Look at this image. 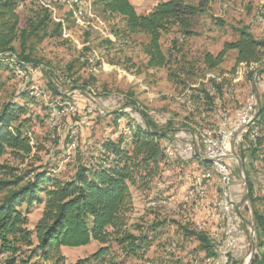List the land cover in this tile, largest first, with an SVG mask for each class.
I'll return each mask as SVG.
<instances>
[{"label":"rangeland","instance_id":"rangeland-1","mask_svg":"<svg viewBox=\"0 0 264 264\" xmlns=\"http://www.w3.org/2000/svg\"><path fill=\"white\" fill-rule=\"evenodd\" d=\"M165 1L168 0H130L142 15ZM188 1L198 8L197 21L190 26L191 35L186 36L178 24L161 33V49L171 59L162 68L147 67L148 57L143 48L151 37L128 33L122 17L105 13L100 0L21 1L18 10L21 26L29 19L44 16L47 21L28 41L26 53L30 54L32 63L15 64L12 69L0 67V113L10 102L25 106L26 113L13 124H22L34 149L28 156L8 150L0 157V181L19 178L17 184L0 191V203L8 189L19 188L35 172L48 171L65 179L74 174L80 158L81 163L104 158L103 144L121 134L128 138L130 125H135V120L141 117L134 107L128 106L131 100L138 103L139 111L146 112L158 128H177L175 141L192 130L195 135L192 141L199 149H202L203 127L219 128L217 125L242 108L252 93L257 92L259 103L264 101V63L235 67L236 50L229 51L223 63L214 69L207 68L203 62L206 53L216 55L226 41L238 39L241 28L247 27L257 39L264 41V0ZM16 49L20 51L18 43ZM15 58L6 60L14 62ZM183 64L195 67L194 78L185 84V73L174 75ZM16 66L22 67L26 74ZM54 82L57 94L51 88ZM188 84L192 86L188 88ZM190 89L195 90V95L209 91L215 97V106L211 109L206 103L202 113L195 107L190 110L186 103ZM196 99L193 98L195 105ZM118 111L126 115L116 120L114 113ZM242 142L235 143L232 154L244 157L245 164L240 166L236 160H230L237 183L242 186L239 198L244 217L242 245L233 253L232 264H251L264 256V244L260 246L257 239L254 219V212L264 215V144L254 158ZM179 156L165 162L162 176L155 179L150 192L132 189L135 201L131 229L134 234L149 236L142 254L125 255L112 243L108 256L104 257L107 263L102 264H206L199 239L188 233L205 232L210 239L213 235L209 222L193 213L192 198L186 199L187 203L182 201L187 205L186 215L176 210L180 206L178 195L187 193L191 179L201 175L204 166L199 158L183 160ZM215 179L219 188L218 178ZM247 180L253 185L252 197L244 202L247 191L250 194L245 185ZM207 194L210 199L208 185ZM152 199H162L165 203L151 207L147 204ZM206 202L207 198L195 202V208ZM42 208V204L27 202L19 206L29 220L30 230L40 219ZM214 211L222 215V209ZM173 244L174 250H168ZM101 246L92 241L86 246L62 247L65 259L58 264H101L91 258ZM33 247L23 245L16 264H44L34 255ZM0 264H7L5 255L0 254Z\"/></svg>","mask_w":264,"mask_h":264},{"label":"trees","instance_id":"trees-1","mask_svg":"<svg viewBox=\"0 0 264 264\" xmlns=\"http://www.w3.org/2000/svg\"><path fill=\"white\" fill-rule=\"evenodd\" d=\"M21 1L0 0V67L11 68L15 64L32 63L30 54L26 53L29 49L28 41L47 21L44 16L36 20L29 19L25 26H21L18 12ZM100 3L109 16L122 17L128 33H144L151 37L150 42L143 48L148 57V68L166 67L171 61L161 49L160 36L163 31L178 24L186 36L191 35L190 26L197 21L198 8L188 0L161 2L152 12L144 15L137 13L130 0H100ZM119 34L120 32H116V35ZM107 42L113 45L110 40ZM17 43L20 46L19 52L16 49ZM231 50L237 51L235 67L241 64L250 66L264 63V41L257 39L244 27L240 29L239 38L226 41L216 55L206 53L203 59L205 66L209 69L220 66ZM13 56L16 57L14 62L6 60ZM181 73L186 74L183 83L190 82L194 78L195 67L183 64L174 75ZM51 84L57 94L55 82ZM191 86L188 84V88ZM194 91L190 89L189 100L193 102V98L197 97V104L193 102V107L188 106L190 110L195 107V110H201L202 113L206 103L211 109L215 106V97L209 91L202 90L197 95ZM17 105L14 102L5 104L0 113V157L8 150L18 156H28L34 149L30 135L22 130V124H13L19 120L20 115L26 113L24 105ZM128 106L134 107L141 117L135 120V125H130L128 138L121 134L117 139H109L103 144L104 158H93L95 161L88 160L84 163H81L80 158L74 174L65 179L48 171L35 172L19 188L8 189L0 203V254L6 256L7 264H16V256L23 245L34 246V255L44 264L64 263L62 247L86 246L92 241L102 245L91 256L95 262L101 261V264L107 263L104 257L108 256L112 243H116L125 255L142 254L148 245L149 236L134 234L131 229L134 201L130 187L135 186L146 192L152 190L155 179L162 176L161 168L168 160L164 152L165 143L175 141L179 130L173 126L158 128L146 112L139 111L138 103L134 100ZM114 115L119 120L126 114L118 111ZM254 130H257L258 136L251 139ZM263 133L264 101L260 102L259 110L246 126L242 142V146L248 147L254 158L258 157L260 147L264 144ZM179 157L186 159L183 155ZM241 159L245 164V158ZM18 181L19 178L0 181V191L17 184ZM247 182L252 197L253 185L250 180ZM23 202L43 205L41 217L33 230L27 227L29 220L19 209ZM254 219L257 239L262 246L264 215L254 212ZM188 235L199 239L206 256L215 255L213 245L205 232H189ZM251 264H264V256L258 261L252 260Z\"/></svg>","mask_w":264,"mask_h":264},{"label":"built area","instance_id":"built-area-1","mask_svg":"<svg viewBox=\"0 0 264 264\" xmlns=\"http://www.w3.org/2000/svg\"><path fill=\"white\" fill-rule=\"evenodd\" d=\"M189 94L188 101H186L187 106L189 104ZM259 105L257 92L252 93L247 103L242 108L236 111L233 116L223 119L217 125L222 128V137H214L213 127H203L205 141H201L202 149H199L195 143V136L194 140L185 146L177 144L176 141L165 143L164 152L166 156H168V159L172 153H179L189 158L193 156L200 158V155H214L222 160V168L226 169V178H219L218 176L219 192L217 205L221 206L222 217L213 218L215 221L222 219L221 236L219 240H217V243H220L215 246V255L206 256V264H232V255L238 249L239 238L235 228V218L236 216H242L241 211L243 210V204H235L232 199L231 186L234 179V171L231 167L230 160L237 161L235 155L232 154V149L237 141L243 140L246 123L254 117L255 111L259 110ZM256 136H258V132L250 138L252 139ZM112 158L111 156V159ZM208 169L209 168L203 171L201 175L194 177L192 181L194 182V186H202L203 181H208ZM185 198H194V207L191 209H195V193H193V189L188 190V194ZM185 198L180 199V208ZM207 201H209L208 196ZM152 203L160 202L149 201L147 205ZM186 214L187 211H185V215ZM168 250H174V244L171 245Z\"/></svg>","mask_w":264,"mask_h":264},{"label":"crops","instance_id":"crops-1","mask_svg":"<svg viewBox=\"0 0 264 264\" xmlns=\"http://www.w3.org/2000/svg\"><path fill=\"white\" fill-rule=\"evenodd\" d=\"M211 94H213V92H211ZM193 136H195V135L193 134ZM182 137L183 138L178 140V141H176V143L181 145V146H185V145L189 144L192 141V131H190V133H188V134L183 135ZM178 154L179 153H174L172 156H169V159H168V156H167V159L171 160ZM186 159H188L187 156H186ZM186 159H183V160H186ZM199 159L202 161L203 166H204L203 171H205V169L208 168L210 166V164H208V162L203 158L202 155H200ZM192 181L193 180L191 179V182H190V184H189V186L187 188V191H186L187 193L184 194V195L180 194V195H178L177 198H179V199L185 198V196L188 194V190L189 189H193L194 182H192ZM131 187H130L131 194H132V197H133V201H135V196H134V193H133L132 189H136L137 191H141V190L138 189L135 186H131ZM208 191L210 193L209 201H207L202 207L193 209V213H195L197 218H200V220H206V221L209 222L208 226L211 227L210 228V232L213 235V236H211L210 239L211 240L213 239L212 240V244H214V243L217 242V240L221 236V226H222V219H219V221L213 220V218H216L215 216H217L219 218L222 217V215H219L218 213H216L214 211V210H217V209H221V206H218V208L216 207V204L218 202L217 200H218V192H219L218 191V184H217V180L216 179L215 180H211V182L208 184ZM241 192H242V186L237 183V178H236V175L234 174V179H233L232 186H231V194H232V199L235 202V204H241V200L239 198ZM145 193H146V191H145ZM177 198H176V201H178ZM186 199H188V198H185L184 200L187 201ZM189 206H191V205L189 204ZM191 208H192V206H191ZM235 219H236L235 220V228H236V231H237V234H238V238H239V245L241 246L242 245L241 241H242V238H243L242 226H243L244 217L243 216H236ZM215 237L217 238V240H214V239H216ZM240 246H238V248ZM176 250H177V248H176ZM213 250L215 252V247L214 246H213Z\"/></svg>","mask_w":264,"mask_h":264},{"label":"bare ground","instance_id":"bare-ground-1","mask_svg":"<svg viewBox=\"0 0 264 264\" xmlns=\"http://www.w3.org/2000/svg\"><path fill=\"white\" fill-rule=\"evenodd\" d=\"M74 1L79 2V0H74ZM16 67L18 68V70H20V72L23 75L26 74L27 71L23 70L22 67H20V66H16ZM191 105L193 107V102H192V100H189L188 106L190 107ZM255 113H256V111H255ZM251 120L252 119H250L249 121H251ZM249 121H247V123ZM247 123H246V125H247ZM253 133L256 134L257 130H254ZM203 136H204V138L202 137L203 141H205V133L203 134ZM214 137H222V128H221V126L219 128H217V129H214ZM173 154L174 153H172V155ZM203 157L208 161V164H210V166L208 167L209 168L208 169V181H203V185L202 186H194L193 187V193H195V202H197V203H199V202H201V201H203V200H205L207 198V195H208L207 194L208 182H211V180H213L215 177L218 178V176H219V178H226V169L222 168V160L221 159H219L217 156H214V155H203ZM219 178H218V181H219ZM192 199L194 200V198H192ZM151 201L160 202V203H152V204H150L151 207H158V206H161L162 203L163 204L165 203V201L162 200V199H152ZM186 203H187V201H186ZM217 206H220V205H217ZM176 210L181 212V213H184L186 210L188 211L187 205L184 204V202H183L181 208H180V206H178ZM175 249H176V247H175Z\"/></svg>","mask_w":264,"mask_h":264},{"label":"water","instance_id":"water-1","mask_svg":"<svg viewBox=\"0 0 264 264\" xmlns=\"http://www.w3.org/2000/svg\"><path fill=\"white\" fill-rule=\"evenodd\" d=\"M235 158H236L237 161L240 163V166H242L243 163H242L241 158H240L239 156H237V155L235 156ZM245 185H246V188L249 189V184H248L247 181H246ZM249 197H250V194H249V191H247L246 196H245V198H244V202L247 201V199H249ZM252 242L254 243L253 240H252ZM254 247H255V246H253V249H254Z\"/></svg>","mask_w":264,"mask_h":264}]
</instances>
